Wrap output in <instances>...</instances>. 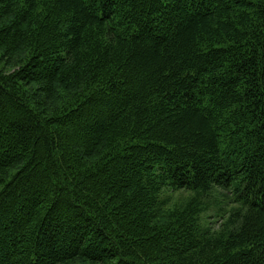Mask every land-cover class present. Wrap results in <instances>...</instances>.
<instances>
[{
  "label": "trees",
  "instance_id": "trees-1",
  "mask_svg": "<svg viewBox=\"0 0 264 264\" xmlns=\"http://www.w3.org/2000/svg\"><path fill=\"white\" fill-rule=\"evenodd\" d=\"M0 264H264V0H0Z\"/></svg>",
  "mask_w": 264,
  "mask_h": 264
},
{
  "label": "rangeland",
  "instance_id": "rangeland-1",
  "mask_svg": "<svg viewBox=\"0 0 264 264\" xmlns=\"http://www.w3.org/2000/svg\"><path fill=\"white\" fill-rule=\"evenodd\" d=\"M163 197L169 199L172 203H184L189 199L190 193L178 192L172 195V193L170 194L169 192H165ZM231 198L232 196L228 191L220 188L214 189L213 191L201 196L199 199L202 207H204V211L201 214L202 226H210L213 229H217L223 221V219L219 216L224 213L225 215L228 214L233 207V203L230 200Z\"/></svg>",
  "mask_w": 264,
  "mask_h": 264
}]
</instances>
